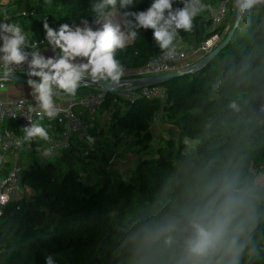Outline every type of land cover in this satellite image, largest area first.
<instances>
[{
	"label": "trees",
	"instance_id": "1",
	"mask_svg": "<svg viewBox=\"0 0 264 264\" xmlns=\"http://www.w3.org/2000/svg\"><path fill=\"white\" fill-rule=\"evenodd\" d=\"M219 1L199 0L197 5L209 8ZM100 2L14 0L15 10L0 18L21 22L29 52H41L51 48L45 19L55 29L64 23L82 27V21L101 18L92 7ZM154 2L133 0L121 7L117 0L104 14L114 9L125 18V12L147 11ZM172 3L173 10L184 7V0ZM235 20L231 11L225 38ZM177 32L175 48L182 43L198 46L211 37V21L205 12L197 13L191 31ZM163 51L154 29L140 28L130 45L116 50L115 58L126 72L144 68ZM160 87L167 93L164 103L143 97L125 100L109 92L92 121L111 113L105 127L111 133H130V147L140 146L143 152L152 148L157 116L160 124L179 129L177 139L167 138L155 153L137 161L126 180L113 173L98 185L87 182L79 170L87 171L98 161L110 163L117 154L107 158L95 149L80 157L71 148L51 162L36 150L30 153L32 160L21 177L30 193L12 199L0 220V264H47L49 256L53 264H179L188 233L161 229L203 208L225 184L237 200L228 237L236 244L232 250L226 246L212 264H264V1L244 9L231 40L208 65ZM40 122L50 133L60 130L55 120ZM168 235L173 236L171 244Z\"/></svg>",
	"mask_w": 264,
	"mask_h": 264
},
{
	"label": "clouds",
	"instance_id": "2",
	"mask_svg": "<svg viewBox=\"0 0 264 264\" xmlns=\"http://www.w3.org/2000/svg\"><path fill=\"white\" fill-rule=\"evenodd\" d=\"M258 2L259 0H243L240 7L251 9ZM132 3L133 0H121V7ZM198 3L199 0H184V7L173 10L172 0H155L147 11H140L138 14L124 13V32L120 31L119 26L114 27L111 21L104 22L102 27L96 30L86 21H82L84 27L64 23L55 29L45 19L43 28L46 40L54 51L60 50V54L54 57H46L39 50L22 51L21 46L26 44L27 34L18 24L0 23V35L4 41L3 47L0 48V52L4 53L0 56V63L5 66H19L31 55L27 83L32 89L31 94L36 106L42 110V115L54 119L59 113V108L53 100L56 90L74 97L78 87L89 80L92 83L104 81L112 86H122L125 68L115 58V52L116 49L125 48L127 42L135 40L138 29H154L155 41L161 50H169L164 56L172 59L175 52L173 41L178 35L177 30H192L193 18L201 10L196 6ZM116 4L117 0H101L92 7L97 15L103 18L105 9L108 6L115 8ZM4 33L7 35H3ZM24 133L25 139L28 140L37 137L45 141L50 140L48 130L40 123H30L24 127ZM7 199L6 195L0 196V202ZM236 207V197L232 194L230 185L225 184L203 208L197 207L164 226L161 231L188 233L179 264H212L213 258L226 246L228 250H232L236 241L232 238L229 242L228 237ZM166 241L171 244L173 236L168 235ZM220 259L222 260L223 256ZM47 264H53L51 256L47 257ZM231 264H235V260Z\"/></svg>",
	"mask_w": 264,
	"mask_h": 264
},
{
	"label": "built area",
	"instance_id": "3",
	"mask_svg": "<svg viewBox=\"0 0 264 264\" xmlns=\"http://www.w3.org/2000/svg\"><path fill=\"white\" fill-rule=\"evenodd\" d=\"M242 3L243 0H221L214 7L206 8L203 6L206 10V16L211 21L212 35L208 40L201 45L187 47L186 49L176 47L172 59H167L164 56V53L169 50L151 56L144 68L126 71L122 79H138L178 72L207 56L216 50L225 39L227 30L229 29V26L226 24L229 13L231 11L236 12L237 7ZM0 23L9 22L7 18H0ZM12 23L18 24L22 28V31L26 33L21 22L14 21ZM88 25L90 26L92 23ZM3 35H7V33ZM0 44L3 47L4 41L2 35H0ZM21 49L22 51L29 52L28 41H26L25 45L21 46ZM3 55L4 53L1 52L0 56ZM30 60L31 56L29 55L27 61L19 66H5L3 63H0V74H17L26 77ZM106 95L107 92L97 89L95 92L83 96L78 101V106L80 107L79 112H76L72 105L63 106L56 104L59 108V113L54 119H49L47 116L42 115V110L36 106L34 98L30 100H0V125L7 123L17 128V132L13 128L0 129V168H2L0 169V196L6 195L8 197L5 202H0V220L4 213V207L12 199L27 194V189L21 185L23 173L21 162L22 156L29 151L33 139H25L24 127L29 126L30 123H39L45 119L48 121L55 120L60 130L57 131L54 138L48 144V151L44 152L59 155L63 151L70 150L75 141L83 144L89 141V130L85 119L88 118L94 121L98 109L105 102ZM121 96L125 100L143 97L156 99L164 103L167 98V93L164 88L154 86L121 94ZM155 123L157 126L161 125L159 116L155 119ZM45 153L41 154L45 156ZM84 154L85 156L88 155V151H85ZM116 159L117 156H113L110 164H113ZM7 160H10V165L6 167L7 169L4 173L2 170Z\"/></svg>",
	"mask_w": 264,
	"mask_h": 264
},
{
	"label": "crops",
	"instance_id": "4",
	"mask_svg": "<svg viewBox=\"0 0 264 264\" xmlns=\"http://www.w3.org/2000/svg\"><path fill=\"white\" fill-rule=\"evenodd\" d=\"M263 1V0H259ZM14 0H0V14L4 15L5 12L7 13H12L15 8L13 6ZM197 7L201 8V10L198 13H204L206 14V10L203 8L201 5H196ZM189 47L186 43H182L181 45L178 46V48L181 49H186ZM0 48H2V45L0 44ZM1 53V52H0ZM42 55L46 57H54L56 55H59V53L51 48H45L41 50L40 52ZM97 89L93 88L92 90L88 92H80L79 95L77 96H70V97H64V98H53L55 104H60V105H72L75 109L76 112L80 111V107L78 106V101L85 95L95 92ZM32 89L30 86L11 82V81H1L0 82V100L2 101H11V100H16V99H27L30 100L33 98L32 96ZM96 122L92 121H86V124L88 125L90 129V137H89V144H83L79 143L77 141L74 142L72 149L74 150V154L77 156L79 155L82 157V155L85 153V151H93V150H98L99 153L103 155V153H106L107 158L112 157V155L117 154L118 159L113 163L110 164L108 159L107 163H103L101 161H98L95 165H93V170H87L83 171L81 173L85 180L87 182L91 183H98L102 182L104 179H106L108 176H112L113 173L117 172L122 175H127L129 173H123L122 170H124V166L121 164V156L124 155L126 158L124 159V162H130L131 160L135 159V162L133 164V168L137 161H139L141 158L144 156H132L131 151H135L132 149L127 150V144H125L124 140H127L125 137L128 135L127 132H116V133H111L109 131V127L105 128L107 124L111 122V113L105 112L101 117H97ZM41 124V122H39ZM9 124H3L0 125V129H4L7 127ZM12 125V124H10ZM43 125V124H42ZM44 126V125H43ZM156 126V125H155ZM45 127V126H44ZM9 128V127H8ZM46 128V127H45ZM47 129V128H46ZM15 132H17V128H13ZM108 132V135L106 137V133ZM50 133V132H49ZM57 133L56 130L51 132V135H55ZM105 135V136H104ZM104 136V137H103ZM130 140V138H129ZM102 141V142H100ZM131 141V140H130ZM50 142L42 140L40 138H33V142L31 144V147L27 153H25L22 156V160L27 157V154L31 153L33 150H36L37 153L42 155L49 149V144ZM48 145V146H47ZM130 147V146H129ZM45 151V152H44ZM51 152V151H49ZM42 153V154H41ZM39 155V157H40ZM43 156V157H42ZM41 158L43 159L45 157L46 160H49L51 162H54L53 159H57L56 162L60 159L61 154L56 155L54 153H45V156L42 155ZM47 157V158H46ZM10 165V160H7L5 166L3 167V172H6V167ZM2 169V168H0ZM80 171V172H82ZM125 177V176H124ZM30 193V192H29ZM28 190H27V195H29Z\"/></svg>",
	"mask_w": 264,
	"mask_h": 264
},
{
	"label": "water",
	"instance_id": "5",
	"mask_svg": "<svg viewBox=\"0 0 264 264\" xmlns=\"http://www.w3.org/2000/svg\"><path fill=\"white\" fill-rule=\"evenodd\" d=\"M112 10H114V9H112ZM243 12H244V9H242L239 5L237 7V10H236L235 24H234L231 32L228 34V36L223 40V42L220 44V46L216 50H214L213 52H211L207 56L199 59L194 64H192V65H190V66H188V67H186V68H184L178 72H173V73L163 74V75H157V76H148V77H143V78H138V79H122V82H121L122 86L121 87L112 86L110 83L104 82V81H100L99 83H92L91 80H89L86 84H81V86L78 87L77 91L80 89H85V88H96L99 90H103L107 93L115 92V93L121 95V94H127V93H130L132 91L143 89V88L160 86V85L166 83L167 81H169L175 77H179L183 74L192 73L194 71H197V70L205 67L206 65H208L219 54V52L229 43L235 29L239 25L240 17H241ZM95 20H97V19H95ZM95 20L92 22V24L95 22ZM131 43H132V40L126 46L130 45ZM116 50H118V49H116ZM28 79L29 78H27L25 76H21V75H17V74L16 75L0 74V82L1 81H11V82H15V83H19V84L29 86L27 83ZM64 97H70V96L64 92H61V91H56L55 95L53 96V98H64ZM126 178L127 177H124V180H126Z\"/></svg>",
	"mask_w": 264,
	"mask_h": 264
},
{
	"label": "rangeland",
	"instance_id": "6",
	"mask_svg": "<svg viewBox=\"0 0 264 264\" xmlns=\"http://www.w3.org/2000/svg\"><path fill=\"white\" fill-rule=\"evenodd\" d=\"M264 1V0H263ZM117 10V9H116ZM118 11V10H117ZM119 12V11H118ZM120 13V12H119ZM109 14H113V15H117V16H119V17H122L123 18V15H121V13L120 14H118L117 12H115V11H110L109 12ZM108 13L107 14H105L104 16H103V18L101 17V18H98L97 19V21L99 20L100 22L99 23H101V22H103V21H105L106 19V17H107V15H109ZM125 18H123V20H124ZM94 22L92 25H90L92 28H93V30H96L97 29V23L98 22ZM125 21V20H124ZM127 45V44H126ZM93 88H85V89H82V92H88V91H90V90H92ZM106 128V127H105ZM106 134V137H107V135H108V132H105ZM104 135V136H105ZM103 136V137H104ZM177 136H179V129L177 128V127H174V129H173V127H169V126H167L166 124H161V125H159V126H154V128H153V140H152V148L151 149H149V150H147L146 152H143V149H142V147H140V146H132V147H129L130 146V140H131V135H130V133H128V135H126V139H128V141L127 140H124L125 141V144H127L126 146H127V150L128 149H132V150H135V151H131V153H132V156L134 157V156H149V154H151V153H155L154 152V150H156V148H157V146L158 145H160V144H162L167 138H173V139H177ZM49 137H50V140L48 141V142H50L53 138H54V136L53 135H51V133H49ZM129 138H130V140H129ZM139 152H138V151ZM38 154V153H37ZM40 155V153L38 154V156ZM124 155L125 154H123V156H121V164H122V166H124V170H122L123 171V173L125 174V173H131L132 172V170H133V164H134V162H135V159L134 160H131L130 162H124V159L126 158V156L124 157ZM40 158H41V155H40ZM31 160H32V156H31V154L29 153V154H27V157L25 158V159H23L22 160V162H21V168H22V170H23V172H24V170L30 165V162H31ZM43 160L44 161H49V160H46L45 158H43ZM56 160L57 159H53V161L54 162H56ZM80 168V167H79ZM80 171H82V169L80 168L79 169ZM90 171L91 170H93V168H90L89 169ZM81 173H83V175H84V172L82 171ZM115 173H117V172H115ZM129 173V174H130ZM120 174V173H119ZM120 175H122V174H120ZM123 177L125 176L126 177V175H122ZM102 182L100 181V182H98V183H96V184H98V185H100ZM24 187V186H23ZM27 189V188H26ZM28 190V193L30 192V190L29 189H27ZM23 194H24V192H23ZM24 196H28L27 194H25Z\"/></svg>",
	"mask_w": 264,
	"mask_h": 264
},
{
	"label": "bare ground",
	"instance_id": "7",
	"mask_svg": "<svg viewBox=\"0 0 264 264\" xmlns=\"http://www.w3.org/2000/svg\"><path fill=\"white\" fill-rule=\"evenodd\" d=\"M113 11H114V10H113ZM123 18H124V17H123ZM124 20H125V19H124ZM96 21H97V20H95V22H96ZM107 21H111V23L113 24L114 27H115V26H119V29H120L121 32H124V31H125V24H124V22L120 21V20L118 19V17L116 16V14H115V15H113V14H109V15H107L105 21H103V22H101V23H97V29L101 28L102 25H103V23H104V22H107ZM118 34H119V33H118ZM129 42H130V41H129ZM129 42H127V44H128Z\"/></svg>",
	"mask_w": 264,
	"mask_h": 264
}]
</instances>
